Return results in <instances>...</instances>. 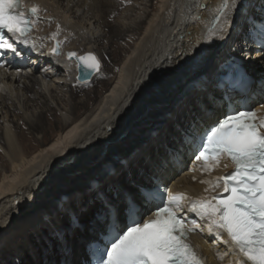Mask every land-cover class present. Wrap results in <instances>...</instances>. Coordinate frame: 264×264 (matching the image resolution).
<instances>
[{
  "label": "bare ground",
  "instance_id": "bare-ground-1",
  "mask_svg": "<svg viewBox=\"0 0 264 264\" xmlns=\"http://www.w3.org/2000/svg\"><path fill=\"white\" fill-rule=\"evenodd\" d=\"M23 2L24 10L40 9L39 23L31 57L16 61L30 66L0 70V264H79L103 227L105 205L122 210L126 195L137 197L136 187L164 170L187 127L219 102L215 80L242 55L244 32L231 25L223 40L206 36L211 16L200 6L219 0ZM57 41L59 55H52ZM69 52L94 53L100 72L76 81ZM145 125L146 140L127 155ZM224 163L210 175L196 169L189 186L179 177L177 190L195 199L220 192L200 181L222 175L230 168ZM183 213L203 226L193 240L207 264H243L225 236L217 240L206 220Z\"/></svg>",
  "mask_w": 264,
  "mask_h": 264
},
{
  "label": "snow or ice",
  "instance_id": "snow-or-ice-1",
  "mask_svg": "<svg viewBox=\"0 0 264 264\" xmlns=\"http://www.w3.org/2000/svg\"><path fill=\"white\" fill-rule=\"evenodd\" d=\"M200 7L211 16L206 36L223 40L235 25L258 39L257 52L264 65V0L258 4L254 0H219L215 8ZM39 11L37 6L25 11L22 0H0V31L9 34L7 39L0 37V55L21 54L16 45L31 42ZM59 32L58 24L51 38L56 40ZM60 47L57 41L51 54L59 55ZM67 59L76 62L78 79L81 74L87 79L101 70V62L92 52H69ZM260 106L264 107V101ZM197 135L190 141V152L202 173L210 175L222 161L228 162L224 168H233L230 174L200 181L213 191L222 188V192L191 200L157 183L152 189L139 190L142 203L126 199L123 210L110 205V231L103 246L93 249V264H202L187 240L203 226L195 220L189 224L182 215L185 208L199 220H206L209 234L215 232L217 240L226 236L223 243L242 258L243 264H264V115L252 107L229 110ZM148 211L153 218H144ZM62 247L65 257L71 254L70 248ZM63 264L71 261L65 258Z\"/></svg>",
  "mask_w": 264,
  "mask_h": 264
},
{
  "label": "rangeland",
  "instance_id": "rangeland-1",
  "mask_svg": "<svg viewBox=\"0 0 264 264\" xmlns=\"http://www.w3.org/2000/svg\"><path fill=\"white\" fill-rule=\"evenodd\" d=\"M98 47H99V49H101V46H98ZM107 80H108V82H111L113 80V76L112 77L109 76ZM103 91H105V90H103ZM163 117H165V115L163 116L161 114L160 118L157 119V122L160 123V121H163ZM0 120H3L2 116H0ZM150 131H151V129L148 126L146 127V125H145L144 128L141 129L139 131V133L135 135V137H133V140L129 143V145L125 149V152H127V155L132 153V152H134L136 149H138L139 145L142 144L144 142V140H146V136L148 135V133ZM111 151L116 152V148H112ZM101 172H103V169H101ZM91 180L92 179H90L89 177L85 178V179H79L78 181H76L74 183V189L73 190L76 191L78 188H80V187H82L84 185L86 186L88 183H90ZM211 256H213V253L211 254Z\"/></svg>",
  "mask_w": 264,
  "mask_h": 264
},
{
  "label": "water",
  "instance_id": "water-1",
  "mask_svg": "<svg viewBox=\"0 0 264 264\" xmlns=\"http://www.w3.org/2000/svg\"><path fill=\"white\" fill-rule=\"evenodd\" d=\"M84 55V54H83ZM74 61V60H73ZM75 62V61H74ZM76 63V62H75ZM77 67V66H76ZM95 74H93V75H91V76H89L87 79H85L84 77H83V74H81L80 75V79H78L77 78V75H76V80L78 81V82H80V83H84V82H88V81H90V79H92V77L94 76Z\"/></svg>",
  "mask_w": 264,
  "mask_h": 264
}]
</instances>
